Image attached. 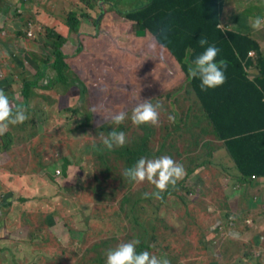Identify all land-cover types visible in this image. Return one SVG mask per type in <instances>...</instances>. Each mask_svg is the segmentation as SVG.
<instances>
[{"label": "rangeland", "instance_id": "rangeland-1", "mask_svg": "<svg viewBox=\"0 0 264 264\" xmlns=\"http://www.w3.org/2000/svg\"><path fill=\"white\" fill-rule=\"evenodd\" d=\"M87 1L96 8L101 4L104 11L97 34L94 22L99 12L86 1L0 0V81L6 82L2 89L16 104L31 111L25 125H10L8 133L0 136V144L8 149L0 150V176L3 180L10 176L9 190L13 193V200L6 199L7 183L3 182L0 218L5 222L0 219V264H105L109 249L133 239L147 244L150 253L166 256L171 264H264V208L259 209L264 204L253 206L249 192L235 186L229 175L226 178L212 170L209 164L220 168L221 161L226 168L232 164L219 152L221 144L201 117L180 64L150 34L137 33L142 25L123 18L133 3L121 6L118 1ZM72 11L82 22L80 38L66 26ZM222 15V23L227 17L228 26L241 31L243 21L264 18V0H226ZM22 23H29L28 28ZM247 26L264 49V27L254 30L251 24ZM46 29L68 38L61 47L67 57L74 60L73 56L83 51L69 75L89 83V87L77 83L71 87L58 84V89L52 90L38 88L24 104L22 78L33 79L41 63L32 59L50 55V48L44 45L48 41ZM156 53L159 59L153 56ZM143 65L153 68L150 80L157 89L151 87L154 93L150 94L140 88L136 92L140 96L133 98L131 105L144 100L162 105L159 124L143 125L154 132L149 140L156 156L151 158L160 157L162 149L161 156H171L186 169L185 178L175 189L170 186L172 193L166 191L162 200L152 196L156 189L147 181L126 183L128 164L122 159L104 157L110 167V172H105L107 166L93 147H103L104 134L96 129L101 125L98 115L113 123L111 115L117 113L113 109L118 105L108 96L120 95L118 103L127 109L128 118L122 123L130 129L125 133L127 142L138 133L140 126L130 119L136 105L128 104L132 95L125 98L129 91L123 73L139 71ZM169 73L170 86L163 81ZM53 75L48 73V77ZM102 86L107 93L99 92ZM170 115L175 116V123L169 122ZM32 138L30 154L25 142ZM98 186L103 189L99 196L95 194ZM145 193L148 198H144ZM249 208L254 210H246Z\"/></svg>", "mask_w": 264, "mask_h": 264}, {"label": "trees", "instance_id": "trees-1", "mask_svg": "<svg viewBox=\"0 0 264 264\" xmlns=\"http://www.w3.org/2000/svg\"><path fill=\"white\" fill-rule=\"evenodd\" d=\"M83 1H86L89 7L96 8L95 3H90L87 0ZM99 1L104 3L116 0ZM225 1L138 0L122 16L129 23L131 22L136 26L142 25L137 30V33L143 34L147 32L156 43L160 38V34L165 32L166 41L162 44H157L164 48L170 54V57L179 62L181 69L186 74L187 85L195 98H197L202 112L201 117L208 121L212 137L221 144L219 152H224L225 161L229 165L232 164V168H226L223 161L221 163L224 166L222 165L221 168L218 165H209L213 168L212 170L217 169L216 172L219 175L220 173H223L224 176L234 174L233 178L236 186L241 191H246L247 188L259 186L260 181L264 180V51L261 49L259 40L252 33L234 32L230 26H226L229 21L227 23H225L226 21L221 22ZM96 10L99 12V16L94 22L95 30L97 31L101 26L104 11L100 4ZM81 23L76 12L72 11L68 14L66 20L68 31L75 36H79V38L83 34L80 32ZM22 25H24L23 28H28L29 23H22ZM218 25L222 26L217 27ZM45 34L48 41L44 45L46 48H50V55L41 58L35 55V59H32L33 61L36 60L37 64L41 63L33 79L22 78L21 94L24 97V104L31 100L32 96H34V90L38 88L52 90L58 89V84L70 85L71 87V84L77 83H81L83 87H89V83L74 80L69 75L71 68L74 67V61L82 56L83 51L73 56V60L72 56L67 57L68 55H65L61 48L68 38L50 29H46ZM19 35L25 37L28 32H19ZM201 38L207 39L209 45H214L219 49L217 62L220 59L227 62L225 83L215 89L206 91L201 90L198 78L192 79L188 75V68L192 65L193 60L205 50L198 43ZM153 56H158V53ZM159 58L160 56L157 59ZM252 68L256 70L257 74L253 78H249L248 73ZM152 69L143 65V68L139 71L132 72L129 70L128 75L123 73L125 77L127 76L125 79L128 80V84L125 87L129 91L125 98L127 99L132 95L128 99L130 101L128 103L129 106L132 104L133 98L140 96V92L136 93L140 88L148 89L150 94L154 93L152 89H157L152 87L155 83L153 84V81L150 80ZM48 70H51V72H48ZM52 72L54 74L53 77H48V73ZM23 73L26 74V72ZM156 84L158 86V83ZM99 92L107 93L108 89L102 86ZM108 99L113 104L118 105L116 110L113 109L114 111L117 113L126 112L127 109H121L123 106L118 103L121 99L120 95L115 94L112 99L108 96ZM135 105L136 103L131 105V107ZM109 107L112 110L113 106L109 104ZM28 110V113H30V109ZM97 118L101 120V125L98 126L99 128L96 127V129L103 132L105 136L112 129L123 131L126 134L130 131L129 127L124 124L115 128L108 118H102L100 115ZM25 124L26 121L23 125ZM141 130L142 132L140 133ZM153 133L150 127L141 125L138 133L137 131L134 132V138L123 147H114L111 151L104 149V155L101 151H98V158L107 166L105 172H110V167H108L109 159H122L128 164L127 168H129L141 157L151 158L156 156L150 149L149 139ZM138 147L142 149L140 148V150ZM164 147L165 143H162V148ZM4 150L7 151L6 148ZM158 152V155L161 156L163 150L161 149ZM104 157L109 159H104ZM128 182L130 181L126 180V183ZM130 183L132 184L133 182ZM102 190L100 186L96 187L95 194L99 196ZM185 191H191V189L185 188ZM167 192L168 194L172 193V189H168ZM108 193L110 194V192ZM6 197V199L13 198V193L9 188ZM248 197L254 198V195L249 193ZM123 199L125 201L129 200L128 197ZM8 203L10 202L8 201ZM226 215H229V213H226ZM0 219L1 222H5L3 218ZM105 246L104 242L103 248ZM242 246L244 247L243 243L238 246V249L240 250ZM95 247V250H97L98 246ZM146 249H148L147 244L140 243L137 246L138 252ZM97 261L96 263H98ZM93 263L95 262L93 261Z\"/></svg>", "mask_w": 264, "mask_h": 264}, {"label": "clouds", "instance_id": "clouds-1", "mask_svg": "<svg viewBox=\"0 0 264 264\" xmlns=\"http://www.w3.org/2000/svg\"><path fill=\"white\" fill-rule=\"evenodd\" d=\"M250 23L254 30H260L264 27V18L258 16ZM166 39L165 32H162L157 43L162 44ZM198 43L205 50L193 60L188 68V75L192 79L200 80L202 91L215 89L226 81L227 62L223 59L217 62L219 49L214 45H209L207 39L201 38ZM161 107L159 103L153 104L152 100H144L132 109L131 122L136 126H156L160 121ZM127 118L128 113L124 111L111 115L112 122L117 126L124 123ZM28 119V107L16 104L3 89H0V136L8 131L10 125L23 124ZM168 119L169 122L175 123V116L170 115ZM126 142V135L123 131L112 129L106 136H102V148H97L96 145L93 147L101 152L104 149L111 151L114 147H123ZM185 176L186 169L183 164L178 163L169 155L151 159L141 157L133 166L124 171V177L130 182L139 184L147 181L154 185L156 191L152 193V196L157 200L163 199V194L170 186L175 189L177 183ZM144 198H148V193L144 194ZM139 244L138 239L119 243L115 248L106 252L105 264H171L166 256L158 257L147 250L138 252Z\"/></svg>", "mask_w": 264, "mask_h": 264}, {"label": "crops", "instance_id": "crops-1", "mask_svg": "<svg viewBox=\"0 0 264 264\" xmlns=\"http://www.w3.org/2000/svg\"><path fill=\"white\" fill-rule=\"evenodd\" d=\"M117 1V0H116ZM116 1H112V2H116ZM136 0H118V2L121 4V6L122 5H124V3H126V2H129V3H133L134 4V2H135ZM251 1H254V0H251ZM102 3V2H101ZM133 4H131V5H133ZM131 5L130 6H128V7H131ZM104 6V5H103ZM224 17H226V16H224ZM227 18V17H226ZM225 18V19H226ZM226 22L225 23H227V20H225ZM247 24H251L250 22L249 23H247V21H243V29L241 30V31H238V30H236V29H232L234 32H240V33H248V32H250V33H252L253 32V30H249V28H248V26H247ZM226 25V24H225ZM135 26V25H134ZM226 26H228V25H226ZM80 32H81V29H80ZM95 33H97L96 32V30L94 31ZM83 33V32H82ZM94 35V34H93ZM93 35H92V37H93ZM76 37H78L79 38V36H76ZM86 43V42H85ZM260 43V42H259ZM260 46H261V49L264 51V49H263V46L261 45V43H260ZM79 49V47H77V50ZM178 62V61H177ZM179 63V62H178ZM162 68H163V72L165 73V67L164 66H162ZM179 69H181V66H180V68ZM182 70V69H181ZM257 73H256V70L255 69H250L249 70V73H248V75H249V78H253L255 75H256ZM186 75V74H185ZM164 76H166V78L163 80L164 82H167L168 83V85L170 86L172 83H171V81H172V79L170 78V73L169 74H166V75H164ZM178 76H180L179 74H178ZM181 78L183 77V76H180ZM161 81V80H160ZM6 83V82H5ZM5 83H2V81H0V89H2V87H4V85H5ZM46 83H47V81H46ZM11 97H12V95L11 94H9ZM34 139L35 138H32L28 143H26L25 142V147H26V149L30 152V154H31V151H32V148H33V144H32V142L34 143ZM4 147V144L2 145V144H0V150H1V148H3ZM3 151H5L4 149H3ZM7 151H8V149H7ZM6 151V152H7ZM37 152V151H36ZM222 154H223V152H222ZM0 157H1V151H0ZM11 157V156H10ZM13 167V166H12ZM230 168H231V166H229ZM6 168H8V167H6ZM11 168V167H10ZM1 173V172H0ZM203 176H204V178H206L207 177V174H206V172L205 171H203ZM13 177H14V181H16L17 180V176L16 175H13ZM18 177H20V175L18 176ZM226 178H227V176H225ZM234 177V174L233 175H229V177H228V179L229 180H232V181H234L235 179L233 178ZM4 179V176H0V187L2 186V184H3V182L4 183H7V185H6V189H8L9 187H10V185H11V179H10V176L6 179V180H3ZM229 180H227V182L228 183H230V182H232V181H229ZM263 180V179H262ZM235 182V181H234ZM15 184H20V181L19 180H17L16 182H14ZM228 183H226V185L227 186H229L228 185ZM226 186V187H227ZM235 186H236V184H235ZM4 187H5V185H4ZM254 187H257L255 190L256 191H254L253 192V188ZM254 187H252V188H247L246 189V191L247 192H249L250 194H252V195H254V198H252L253 200H254V202H252V204H253V206H254V204L255 203H260V205L259 206H262L263 204H264V180L263 181H260V183H259V186H254ZM0 190H1V188H0ZM249 195V194H248ZM224 198V197H223ZM250 198V197H249ZM262 204V205H261ZM256 208H258V206L256 207ZM255 208V209H256ZM260 208H264V206L263 207H259V209ZM246 210H249V211H251V210H254V208H249V209H246Z\"/></svg>", "mask_w": 264, "mask_h": 264}, {"label": "built area", "instance_id": "built-area-1", "mask_svg": "<svg viewBox=\"0 0 264 264\" xmlns=\"http://www.w3.org/2000/svg\"><path fill=\"white\" fill-rule=\"evenodd\" d=\"M249 54H251V52H249Z\"/></svg>", "mask_w": 264, "mask_h": 264}]
</instances>
